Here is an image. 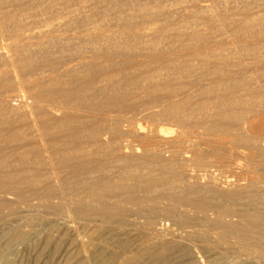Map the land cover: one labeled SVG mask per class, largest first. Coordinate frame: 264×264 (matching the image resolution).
Here are the masks:
<instances>
[{
    "label": "bare ground",
    "instance_id": "6f19581e",
    "mask_svg": "<svg viewBox=\"0 0 264 264\" xmlns=\"http://www.w3.org/2000/svg\"><path fill=\"white\" fill-rule=\"evenodd\" d=\"M263 118L264 0H0V217L61 264H264Z\"/></svg>",
    "mask_w": 264,
    "mask_h": 264
},
{
    "label": "rangeland",
    "instance_id": "374dc122",
    "mask_svg": "<svg viewBox=\"0 0 264 264\" xmlns=\"http://www.w3.org/2000/svg\"><path fill=\"white\" fill-rule=\"evenodd\" d=\"M19 91L17 92H14L15 94H19L18 93ZM20 94H22L20 92ZM19 94V95H20ZM264 120V118H263ZM263 128H264V125H262ZM131 137L129 138H126V140L128 141H132V138L130 139ZM224 138V137H222ZM130 139V140H129ZM223 140H226V139H223ZM194 141V139H193ZM209 156V154H207ZM206 155V156H207ZM210 170H217L216 172H219L221 174H224L226 176L229 175V172L226 170V169H223V168H211ZM10 199L12 200V204L11 202L8 203V205H6L4 208L5 209H2V216L0 217V235L6 231L7 229L11 228V227H14V226H18V225H24L25 224V227L23 226V228H25L24 230H30V243L34 244L33 247L31 248H27L25 249L22 245H15L13 246V249L12 251L10 252V254H8V257L9 259L11 258L12 261L9 263V264H58L57 262H59V264H61L62 261H64V259L66 258V256L69 255L70 252L73 251V244H74V240L77 238V235H79V237L81 236V230L79 231H75L76 234H74V230L72 228H69L68 230H64V231H60V232H53L54 235H52V237H54L55 240H58V242H60V249L61 250L60 252L58 251V254H54L53 258L51 257L52 254H47L48 253V249H39L40 247H42L40 244H41V241L43 239V237L46 235L47 233V219H54L55 217H52V216H44L42 213H41V209L36 207L34 208V204L36 203L35 200H28V201H20L18 199H15L13 197H10L8 198V200L10 201ZM14 202V204H13ZM18 203V204H15ZM25 203V204H24ZM11 204V205H9ZM13 205V206H12ZM13 207V209L11 208ZM23 208V209H22ZM7 209V211H6ZM5 210V211H4ZM7 212V213H5ZM41 218V220H39ZM33 219V220H32ZM46 219V220H45ZM43 220V221H42ZM65 221L68 222V225L69 226H73L72 225V222L69 220V219H64ZM11 221V222H10ZM32 221V222H31ZM14 222V223H13ZM35 222V223H34ZM46 222V223H45ZM70 222V224H69ZM32 223V224H31ZM34 223V224H33ZM39 224V225H38ZM32 226V227H31ZM43 227V228H42ZM36 228V229H35ZM34 231H32V230ZM44 230V231H43ZM69 232L71 233V235L69 234ZM52 233V234H53ZM73 235V236H72ZM76 238H74L75 236ZM72 236V237H71ZM154 235H151L149 236V238H152ZM34 237V238H33ZM65 237V238H64ZM2 241V235H1V238H0ZM63 239V240H62ZM66 241H65V240ZM37 241L40 243H36L33 241ZM73 240V241H72ZM69 242V243H68ZM72 242V243H71ZM36 243V244H35ZM39 244V247L38 245ZM62 244V245H61ZM70 244V245H68ZM37 247V248H36ZM109 249L111 250H114V248L112 247H109ZM234 249V250H232ZM232 249H228V250H218L217 253L219 255V253H221L223 256H218L219 260L217 259V263H212V264H242L241 261H239L240 259H238V255H240L241 251H240V248L239 247H233ZM238 249V250H236ZM22 250V251H21ZM27 250V251H26ZM37 250V251H36ZM39 250H42V252H38ZM44 250V251H43ZM46 250V252H45ZM70 250V251H69ZM26 251V253H25ZM36 251V252H35ZM65 251V253L63 252ZM199 252V254L201 255V252L199 250H196ZM23 252V253H21ZM30 252V253H29ZM228 252V254H227ZM236 252V253H235ZM24 253L26 255H24ZM29 253V254H28ZM39 253V254H38ZM44 253V254H43ZM20 256H19V255ZM72 254V253H71ZM227 254V255H226ZM237 254V256L235 255ZM64 255V256H63ZM203 255V254H202ZM11 256V257H10ZM24 256V257H23ZM29 256V257H28ZM28 259H27V258ZM33 257V258H32ZM35 257V258H34ZM64 257V258H63ZM236 257H238L236 259ZM32 258V259H31ZM26 259V260H25ZM31 259V260H30ZM28 260V261H27ZM14 261V262H13ZM35 261V262H34ZM220 262V263H219ZM211 264L210 262H207L205 259H204V264ZM0 264H8V263H5V262H2L0 260ZM68 264H72V261H70V263ZM244 264V263H243Z\"/></svg>",
    "mask_w": 264,
    "mask_h": 264
}]
</instances>
